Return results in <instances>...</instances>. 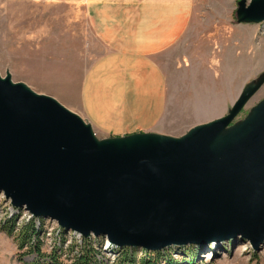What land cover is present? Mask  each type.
<instances>
[{
  "label": "water",
  "instance_id": "obj_1",
  "mask_svg": "<svg viewBox=\"0 0 264 264\" xmlns=\"http://www.w3.org/2000/svg\"><path fill=\"white\" fill-rule=\"evenodd\" d=\"M242 18L263 20L264 0H253ZM244 100L180 137L135 133L100 143L59 100L0 75V192L32 216L119 246L160 249L240 235L260 249L264 102L220 137Z\"/></svg>",
  "mask_w": 264,
  "mask_h": 264
},
{
  "label": "rangeland",
  "instance_id": "obj_2",
  "mask_svg": "<svg viewBox=\"0 0 264 264\" xmlns=\"http://www.w3.org/2000/svg\"><path fill=\"white\" fill-rule=\"evenodd\" d=\"M252 2L196 0L191 27L177 45L168 68L174 101L168 126L182 128L185 134L196 125L225 116L245 96L241 108L220 134L226 139L264 102V19L242 18ZM70 12L69 5L57 0H0L1 75H9L14 82H24L36 92L50 95L45 91L55 85L48 87L41 83L42 75L58 64L54 54L48 56L47 48H40L43 40L39 35L62 22L57 16ZM96 136L99 140L115 137H101L97 133ZM16 214L18 226L32 216L25 208L14 207L0 192V264H38L34 253H27V247H19L15 234L3 230ZM59 227L56 221L46 218L45 232L40 236L42 249L50 251L54 244H60ZM67 232V243L81 241L83 235L79 232ZM102 240L105 251L98 258L104 264H120L119 251L113 250V245H119L105 236ZM125 247L139 257L151 255L158 264H264V243L257 249L240 235L219 242L173 244L160 249Z\"/></svg>",
  "mask_w": 264,
  "mask_h": 264
},
{
  "label": "crops",
  "instance_id": "obj_3",
  "mask_svg": "<svg viewBox=\"0 0 264 264\" xmlns=\"http://www.w3.org/2000/svg\"><path fill=\"white\" fill-rule=\"evenodd\" d=\"M57 1L71 12L39 35L40 48L58 64L42 75L41 83L55 85L45 92L101 137L183 134L168 126L174 102L168 68L196 0Z\"/></svg>",
  "mask_w": 264,
  "mask_h": 264
},
{
  "label": "trees",
  "instance_id": "obj_4",
  "mask_svg": "<svg viewBox=\"0 0 264 264\" xmlns=\"http://www.w3.org/2000/svg\"><path fill=\"white\" fill-rule=\"evenodd\" d=\"M19 214V213H18ZM15 215L8 220V223L3 226V230L8 234L16 235L19 241V247H27V253H34L38 264H104L98 256L104 249L103 236H82L80 242L74 240L67 243V231L63 227H59V235L61 239L60 244H54L50 251L42 249L43 241L40 236L45 232V217L31 216L26 222L18 226ZM39 222V225H37ZM67 247L65 249V245ZM114 251H119V259L123 263L140 262L141 264H158L151 255L137 256V254L130 252L129 248L125 246L119 247L113 245ZM159 254V251H155ZM65 256V258H64ZM171 261V260H170ZM169 261V263H171Z\"/></svg>",
  "mask_w": 264,
  "mask_h": 264
},
{
  "label": "bare ground",
  "instance_id": "obj_5",
  "mask_svg": "<svg viewBox=\"0 0 264 264\" xmlns=\"http://www.w3.org/2000/svg\"><path fill=\"white\" fill-rule=\"evenodd\" d=\"M0 75H1V73H0ZM1 77L2 78H5V77H3L2 75H1ZM14 82V81H13ZM25 85H27V84H25ZM99 140V139H98ZM219 140L220 139H218L217 141H216V144L219 142ZM99 142L101 143V142H103V143H105V142H115L114 140H111V141H109V139H104V140H99ZM120 143V142H119Z\"/></svg>",
  "mask_w": 264,
  "mask_h": 264
}]
</instances>
